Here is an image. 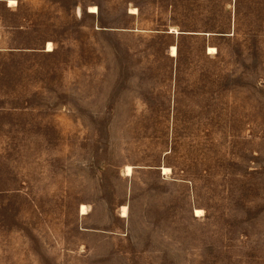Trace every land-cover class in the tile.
Instances as JSON below:
<instances>
[{"label":"rangeland","instance_id":"374dc122","mask_svg":"<svg viewBox=\"0 0 264 264\" xmlns=\"http://www.w3.org/2000/svg\"><path fill=\"white\" fill-rule=\"evenodd\" d=\"M8 1L0 264H264V0Z\"/></svg>","mask_w":264,"mask_h":264},{"label":"bare ground","instance_id":"6f19581e","mask_svg":"<svg viewBox=\"0 0 264 264\" xmlns=\"http://www.w3.org/2000/svg\"><path fill=\"white\" fill-rule=\"evenodd\" d=\"M17 5V2L14 1V0H10L9 1V6L12 7V6H16ZM98 12V9L96 7H91L90 8V13L92 14H95ZM132 14H137L138 11L136 9H132L131 11ZM53 50V45L51 43H48L47 45V52H51ZM216 51L214 48H209V53L210 54H214ZM171 56L172 57H175L177 56V48L176 47H172L171 49ZM127 175L130 176L132 174V169L131 167H128L127 168ZM163 174L166 175V174H169L170 173V170L168 168H164L163 170ZM127 208L126 207H123L122 208V215L125 217L127 216ZM87 213V208L85 206H82L81 208V214L84 215ZM203 215V211L201 210H196V217H201Z\"/></svg>","mask_w":264,"mask_h":264},{"label":"crops","instance_id":"0c3cea01","mask_svg":"<svg viewBox=\"0 0 264 264\" xmlns=\"http://www.w3.org/2000/svg\"><path fill=\"white\" fill-rule=\"evenodd\" d=\"M9 1H10V0H9ZM9 1H8V2H9ZM9 7H10V6H9Z\"/></svg>","mask_w":264,"mask_h":264}]
</instances>
